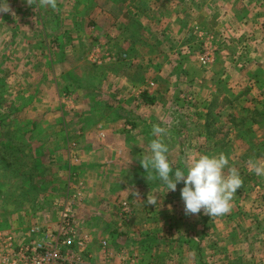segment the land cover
I'll return each mask as SVG.
<instances>
[{"label": "rangeland", "instance_id": "rangeland-1", "mask_svg": "<svg viewBox=\"0 0 264 264\" xmlns=\"http://www.w3.org/2000/svg\"><path fill=\"white\" fill-rule=\"evenodd\" d=\"M92 1L96 7L91 11L93 6H86V9L90 8L86 12L64 0H56L55 9L42 6L40 0H7L10 11L0 12V140L4 138L3 146H23L21 156L29 158L23 160L19 156L18 159L26 163L28 171L25 172L21 166L12 164L10 158L4 159L0 155V187L3 192L0 193V227L10 226L13 233L26 232L34 225L30 221L33 216L38 219L42 216L46 220L35 224L43 228L54 227L59 223L65 206L64 195L68 191L66 193L65 190L62 195L63 184L56 183V173H52V169L44 170L43 165H40L42 162L37 164L34 161L37 173L32 174V159L41 160L44 153L37 152L39 147L45 151L62 147L61 137L64 134L57 132L64 125L60 104L74 112L88 96L94 101L93 108H97L98 102L94 99H99L98 95L103 92L101 88L95 90L104 77L102 72L109 68L106 61L119 67L129 64L130 58L138 61V65L124 76L132 81H141L148 88L157 83L155 76L147 71L148 67L154 68L153 63H159L166 57L165 61L172 67H178L180 60L186 56H192L199 63V56L205 52V48H210L216 61L207 66L199 65L216 80L212 88L226 98H222V105L214 110L220 109L224 115L227 106L232 107L229 109L231 112L248 105V98H254L255 101L261 100L258 104L254 101V105L264 112V0H118V3H123L116 8L110 0ZM148 10L151 15L145 14ZM174 11L184 17V26L198 24L199 30L191 28L196 31L197 37L177 36L166 47H150L141 42L143 30L147 28L160 30V27H165L174 30V24L171 23L173 28H170L167 23ZM154 12L157 14L154 15ZM100 16L102 20L96 22L97 29L91 22ZM113 21L121 24V33L126 35L119 40L108 37L110 27L114 26ZM156 32L151 30L150 37L154 39ZM132 33L139 36L138 54H128V49L124 47V40H133L132 36L128 38ZM162 52H166L167 56H163ZM152 73L156 74V71ZM189 87H181V94L175 102L177 110L174 107L172 109V112H177L175 124L178 126L196 108L197 101L190 93H199V86ZM183 88L185 92H182ZM104 91L108 97L114 93L110 87ZM69 96H73L74 101ZM70 99L71 102H63ZM256 124L257 131L247 128V132L235 136V141L245 142V146L250 145L252 148L254 144L251 141L264 145V119ZM7 133L10 135L7 136ZM77 137V133H71L68 138L72 143ZM11 138L13 140H9ZM12 142L19 144L14 145ZM232 145H227L225 155L229 157V165L238 169L245 180V186L238 189L236 195L250 191L252 196L249 202L252 207H256L253 214H248L249 218L254 219L252 225L247 221L244 231L249 236L255 223L259 225L257 234L263 232L257 235L256 243L246 245V242L242 250L248 251L254 260L263 258L257 264H264V177H257L250 171V161H264V155L258 156L253 149L244 151ZM234 154H240V159ZM43 170L45 173L41 175ZM23 174L30 178L26 179ZM15 216L17 221L20 219L21 227L11 225ZM58 216L59 220L55 224L51 223ZM243 255L247 257L246 253ZM96 259L99 260L98 256L92 253L91 263L96 264ZM223 262L228 263L226 258Z\"/></svg>", "mask_w": 264, "mask_h": 264}, {"label": "crops", "instance_id": "crops-1", "mask_svg": "<svg viewBox=\"0 0 264 264\" xmlns=\"http://www.w3.org/2000/svg\"><path fill=\"white\" fill-rule=\"evenodd\" d=\"M64 1L79 6L80 10L86 12L90 10L86 9V6L93 3L92 0ZM110 2L115 4V8L123 3H118V0L115 3L112 0ZM92 6L91 11L96 5ZM149 12L148 10L145 14L151 15ZM176 12L169 16L167 22L168 26L174 24V30H167L165 27H160L163 31L159 28H147L143 30L141 42L150 47H166V44L177 36L197 37L196 31L191 28L196 27L199 30L198 24H190L187 29L188 26H184L186 22L182 19L184 17ZM101 18L102 16L96 17L91 23L97 27L96 22H100ZM113 23L114 26L107 30L108 37L119 40L126 36L121 33V24H115V21ZM170 28H173L172 25ZM151 30L157 31L154 39L150 37ZM130 36L133 40H124V47L128 49V54H138L139 36L135 33L129 34L128 38ZM162 55L167 56L166 52H162ZM165 58L159 63H153L154 65L151 61L154 68H145L157 81L154 86L148 88L141 81L136 82L137 80L132 81L131 78L125 77L129 70L138 65V61L130 58L131 62L123 67L106 61L109 68L107 73L102 72L104 77L95 90L101 88L103 92L98 95L99 99H94L98 102L97 108H93L94 101L88 96L79 103V108L74 112L60 104L64 125L57 132L64 134L61 137L63 143L60 141L62 147L57 146L52 151L39 147L37 152L44 154L41 160L35 161L37 164L42 162L40 165H43L44 170L52 169L51 172L56 173V183L58 181L64 186L62 195L65 190L66 193L68 191L64 195V202H74L76 223L82 232L91 236L89 250L98 256L99 260H95L98 264H225L224 258L227 259L226 264H257L263 258L254 260L248 251L242 250V245L246 242V245L256 243L257 235L263 233L257 234L259 225L255 223L249 236L247 231H244L247 221L252 225L251 221L254 220L249 218L248 214H253L256 210L249 202L252 196L250 191L235 195L232 209L225 215L210 217L203 212L186 214L180 196L183 183L177 185L176 191L167 193L154 170L147 171L143 168L141 159L146 154L145 148L149 141L156 138L152 136L154 124L167 130L164 142L169 148L168 156L173 169L183 168L195 154H225L227 145L229 147L231 143L232 147L244 151L253 149L259 156L264 150L263 144L251 141V144H254L252 148L250 145L245 146V142L235 141V136L240 132H247V128L257 131L256 123L264 119V112L255 107L254 98H248V105L231 112L229 109L232 107L227 106L222 115L220 109H214L222 105V98L225 97H221L214 87L212 88V83L215 85L216 80L210 73L204 72V68L200 67L201 63L199 62V65L192 56H186L180 60L178 67H172ZM215 61L214 59L208 65L214 64ZM118 68L120 72L117 71ZM153 71H156V74H153ZM172 72L174 74L170 75ZM159 77L161 79L158 82ZM194 85L199 86V93H190L197 101L196 108L178 126L175 124L177 112H172V109L174 107V110H177L175 102L181 94V87L186 86L185 89H188ZM107 87H110L112 92L114 90L110 97L104 93ZM185 89L183 88L182 92H185ZM72 97L69 96L71 99ZM71 99L63 102H71ZM260 101L255 102L258 104ZM225 124L227 126L223 127ZM71 133L78 134L72 143L68 138ZM238 144L241 145L238 147ZM235 157L240 159V154ZM44 170L41 175L45 173ZM242 186H245V180ZM1 190L2 187L0 193H3ZM156 191L160 192L155 193L158 204H147V196ZM124 203L130 209L127 214L123 209ZM45 211L46 209L43 213ZM15 217L11 220V225L21 227L20 219L17 221V216ZM31 220L32 224L46 221L42 216L39 219L33 216ZM58 220L59 216L51 223L55 224ZM9 227H0V230L13 232ZM16 234L22 240L31 235L29 229L24 233L17 231ZM254 255L256 256L257 252Z\"/></svg>", "mask_w": 264, "mask_h": 264}, {"label": "clouds", "instance_id": "clouds-1", "mask_svg": "<svg viewBox=\"0 0 264 264\" xmlns=\"http://www.w3.org/2000/svg\"><path fill=\"white\" fill-rule=\"evenodd\" d=\"M40 3L52 9L57 6L56 0H40ZM8 11L7 0H0V12ZM166 134V128L153 125L152 136L156 138L150 140L145 148L146 154L141 159L143 168L154 170L167 193L176 191L177 185L183 183L180 196L186 214L203 212L216 217L229 213L233 198L243 185L240 172L229 165V157L224 153L195 154L183 168L173 169L168 156L169 148L164 142ZM250 171L257 177H264V161H250ZM157 192L147 196V204H158Z\"/></svg>", "mask_w": 264, "mask_h": 264}, {"label": "built area", "instance_id": "built-area-1", "mask_svg": "<svg viewBox=\"0 0 264 264\" xmlns=\"http://www.w3.org/2000/svg\"><path fill=\"white\" fill-rule=\"evenodd\" d=\"M199 61L204 66L210 64L214 61L213 51L205 48ZM123 207L129 213L126 203ZM29 233L22 240L16 233L0 230V264H92L91 236L78 228L70 200L65 203L56 226L43 228L34 224Z\"/></svg>", "mask_w": 264, "mask_h": 264}, {"label": "trees", "instance_id": "trees-1", "mask_svg": "<svg viewBox=\"0 0 264 264\" xmlns=\"http://www.w3.org/2000/svg\"><path fill=\"white\" fill-rule=\"evenodd\" d=\"M233 121L235 120V119H232ZM243 120V119H242ZM254 121H256V120H254ZM7 136H9L10 135V133H7L6 134ZM4 140V138L3 139H1L0 140V155H2V158H6V157H8V158H10L11 159V163L12 164H15L16 166H21L22 168H24L26 171L25 172H27L28 171V168H27V165H26V163L23 161H21V162H19V156H21L22 155V151L24 150V147L23 146H13V147H11V145L8 147L7 145H5V146H3L2 144V141ZM9 140H13V138H11V139H9ZM14 145L15 144H19V143H17V142H12ZM264 151V150H263ZM262 151V155H264V152ZM22 157V159L23 160H27V159H29V158H24L23 156H21ZM31 159V158H30ZM32 166H33V168H31V170H32V174H36L37 172H35L36 171V167H37V165H36V161L34 160V159H32ZM35 161V162H34ZM35 165H36V167H35ZM31 174V175H32ZM24 175V174H23ZM24 176H26V179L27 178H30L29 177V175H24ZM32 178V177H31Z\"/></svg>", "mask_w": 264, "mask_h": 264}]
</instances>
